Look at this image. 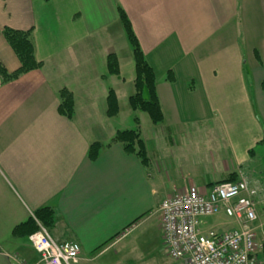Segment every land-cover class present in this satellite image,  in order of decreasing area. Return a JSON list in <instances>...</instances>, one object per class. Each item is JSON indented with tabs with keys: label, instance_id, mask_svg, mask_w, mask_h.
I'll return each mask as SVG.
<instances>
[{
	"label": "crops",
	"instance_id": "1",
	"mask_svg": "<svg viewBox=\"0 0 264 264\" xmlns=\"http://www.w3.org/2000/svg\"><path fill=\"white\" fill-rule=\"evenodd\" d=\"M119 7L155 70L165 115L154 124L138 112L150 167L112 142L133 117L121 108L135 73ZM5 27L33 28L42 65L7 81L0 73V252L36 263L30 235L13 229L50 206L54 239L81 246L75 264H189L164 246L160 206L191 185L241 177L264 145V0H0V65L14 72ZM111 53L118 75H108ZM63 87L75 98L70 118L59 111ZM211 217L204 230L239 225Z\"/></svg>",
	"mask_w": 264,
	"mask_h": 264
},
{
	"label": "built area",
	"instance_id": "2",
	"mask_svg": "<svg viewBox=\"0 0 264 264\" xmlns=\"http://www.w3.org/2000/svg\"><path fill=\"white\" fill-rule=\"evenodd\" d=\"M160 212L171 257L184 258L189 264H260L263 242L258 210L245 180L216 182L206 191L195 185L175 191L162 201ZM221 213L235 219L238 227L202 228L204 218ZM30 241L38 261L29 263L13 255L14 264H75L80 259L78 242H58L43 226L30 235Z\"/></svg>",
	"mask_w": 264,
	"mask_h": 264
},
{
	"label": "trees",
	"instance_id": "3",
	"mask_svg": "<svg viewBox=\"0 0 264 264\" xmlns=\"http://www.w3.org/2000/svg\"><path fill=\"white\" fill-rule=\"evenodd\" d=\"M118 10L120 21L131 46L134 60V91L129 97L130 106L135 112H147L152 122L158 124L164 121L165 115L157 92L155 70L144 54L127 13L122 7H119ZM3 33L20 60V67L14 72H8L3 65H0V73L3 81L13 79L23 73L41 67L42 63L36 58L35 42L32 34L33 28L16 29L5 27ZM107 63L110 74L118 75L120 73V63L114 53L108 55ZM168 78L172 79L171 73L168 74ZM58 97L60 113L69 118L72 117L75 112L73 92L63 87L59 90ZM106 100L107 115L110 117L116 116L119 113V103L114 88L109 87ZM133 121L135 127L117 130L112 137V142L121 144L127 153L135 154L147 165L150 160L146 141L142 135L141 121L138 114L134 115ZM100 147V142L91 144L89 155L92 159H95L99 155ZM250 155H253V150H250ZM233 175H236V173H232L221 182L234 181L232 179ZM38 222L47 227H53L55 224V210L50 206L38 208L27 220L14 227L13 234L15 236L31 235L39 229ZM261 255L264 257V245L260 258Z\"/></svg>",
	"mask_w": 264,
	"mask_h": 264
},
{
	"label": "rangeland",
	"instance_id": "4",
	"mask_svg": "<svg viewBox=\"0 0 264 264\" xmlns=\"http://www.w3.org/2000/svg\"><path fill=\"white\" fill-rule=\"evenodd\" d=\"M108 75H114V74H110L109 73V69H108ZM107 93H108V91H107ZM128 107H129V109H128ZM106 108H107V100H106ZM121 108H122V110H126L127 109L126 111L129 112L128 115L131 114L133 117H134L135 114H138V112L133 111V109L130 106V102L129 101L126 102L125 100H123ZM119 111H120V108H119ZM133 117H130V120H131V122L129 124L130 126H126V127L121 128V129L134 128L135 127V123L133 121ZM121 129L119 128L118 130H121ZM141 131H142V128H141ZM142 135H143V131H142ZM256 152H257V156L254 157V161L252 163L248 164L244 168L245 169L244 172H246V174L245 173H244L245 175L241 174V177L238 176L237 174L233 175L232 179H234V180H240V179L245 180L247 182L248 186H249V190L252 193L253 197L259 192L258 194H259V197H261L260 200L262 201V202H260L261 204L259 205L260 206L259 212L261 213V215H263V217L260 218V216L258 214V216H259L258 225L260 226V229H261V230H259L260 231V233H259V235H260L259 238L260 239L259 240L261 242H263V245H264V192H263L264 191V145L259 146L256 149ZM149 160L150 161L147 163V165L150 167V165L152 166V161H151L150 156H149ZM225 179H223V180H225ZM159 215H161L160 212H159ZM212 219H213L212 217L208 218L209 221H211ZM38 224H39V229H40V226H43L44 228H46L48 230V232L50 234H52L53 238H57L52 233V232H54L53 230H54L55 224H54L53 227H47V226H45L44 224H42L40 222H38ZM161 227H162V224H161ZM163 241H164V246H166L164 237H163ZM262 249H263V247H262ZM260 264H264V257L262 255H261Z\"/></svg>",
	"mask_w": 264,
	"mask_h": 264
},
{
	"label": "water",
	"instance_id": "5",
	"mask_svg": "<svg viewBox=\"0 0 264 264\" xmlns=\"http://www.w3.org/2000/svg\"><path fill=\"white\" fill-rule=\"evenodd\" d=\"M0 264H13L9 255L0 252Z\"/></svg>",
	"mask_w": 264,
	"mask_h": 264
},
{
	"label": "bare ground",
	"instance_id": "6",
	"mask_svg": "<svg viewBox=\"0 0 264 264\" xmlns=\"http://www.w3.org/2000/svg\"><path fill=\"white\" fill-rule=\"evenodd\" d=\"M234 181H237V180H234Z\"/></svg>",
	"mask_w": 264,
	"mask_h": 264
}]
</instances>
